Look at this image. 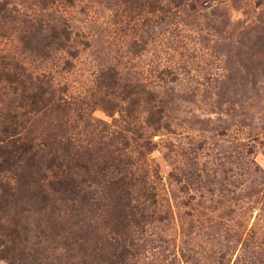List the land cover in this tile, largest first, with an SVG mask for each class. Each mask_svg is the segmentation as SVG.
Wrapping results in <instances>:
<instances>
[{
	"label": "trees",
	"instance_id": "trees-1",
	"mask_svg": "<svg viewBox=\"0 0 264 264\" xmlns=\"http://www.w3.org/2000/svg\"><path fill=\"white\" fill-rule=\"evenodd\" d=\"M29 1L41 7L24 11L14 0H0V261L194 264L184 246L188 230L218 224L235 227L237 235L240 226L232 218L217 222L198 216L201 202L181 200L179 205L188 210L176 219L171 205L162 203L159 165L150 155L159 146L153 136L172 130L156 84H147L144 95L135 84L116 92L111 87L117 86L118 71L112 65L87 70L86 89L61 80L60 73L75 72L78 46L90 45L85 33L72 30L64 19L65 10L57 9L73 6L75 0ZM203 1L216 6L214 0ZM120 4L133 6L125 8V15L143 4L151 11L158 7L165 18L169 6L186 3ZM134 43L139 44L136 53L146 42ZM57 55L61 62L56 70L45 67ZM98 108L110 119L94 116ZM162 146L174 151L172 143ZM235 179L228 170L221 185ZM173 221L175 227L169 225ZM256 227L248 229L249 237L257 235ZM253 249L256 244L252 250L241 245L232 264H264V249Z\"/></svg>",
	"mask_w": 264,
	"mask_h": 264
},
{
	"label": "rangeland",
	"instance_id": "rangeland-1",
	"mask_svg": "<svg viewBox=\"0 0 264 264\" xmlns=\"http://www.w3.org/2000/svg\"><path fill=\"white\" fill-rule=\"evenodd\" d=\"M14 1L24 11L41 7ZM190 1L169 6L165 18L158 7L151 11L143 4L125 15V8L133 6H123L121 0L58 6L72 30L84 32L90 43L78 46L75 72L59 78L86 89L87 70L112 65L118 71L117 86L111 87L116 92L135 84L144 95L147 84H156L172 130L153 136L159 146L150 155L159 165L162 203L171 205L175 219L188 210L179 205L181 200L189 199L201 202L196 210L201 218L236 221L237 235L235 227L217 224L188 230L184 237L194 264H232L244 243L250 250L255 244L264 249V0H214L216 6L198 0L188 6ZM140 39L146 42L144 49L135 53L139 44L134 42ZM58 57L45 67L56 70ZM93 114L110 119L99 108ZM170 143L174 151L162 146ZM228 170L236 179L222 186ZM192 194L195 199L189 198ZM253 224L258 239L247 235ZM169 225L175 227V222Z\"/></svg>",
	"mask_w": 264,
	"mask_h": 264
}]
</instances>
